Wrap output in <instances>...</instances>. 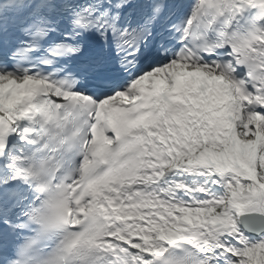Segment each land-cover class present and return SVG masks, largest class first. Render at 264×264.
<instances>
[{"label":"snow or ice","instance_id":"obj_1","mask_svg":"<svg viewBox=\"0 0 264 264\" xmlns=\"http://www.w3.org/2000/svg\"><path fill=\"white\" fill-rule=\"evenodd\" d=\"M0 264H264V0H0Z\"/></svg>","mask_w":264,"mask_h":264}]
</instances>
